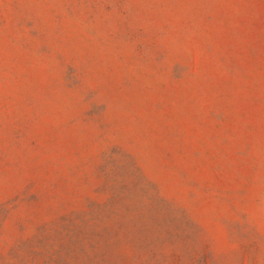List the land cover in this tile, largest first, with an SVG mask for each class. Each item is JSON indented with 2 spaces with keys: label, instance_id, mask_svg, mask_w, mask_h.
<instances>
[{
  "label": "rangeland",
  "instance_id": "obj_1",
  "mask_svg": "<svg viewBox=\"0 0 264 264\" xmlns=\"http://www.w3.org/2000/svg\"><path fill=\"white\" fill-rule=\"evenodd\" d=\"M0 264H264V0H0Z\"/></svg>",
  "mask_w": 264,
  "mask_h": 264
}]
</instances>
